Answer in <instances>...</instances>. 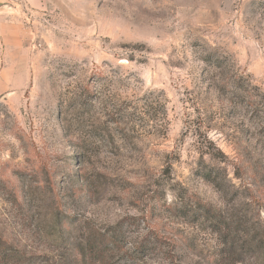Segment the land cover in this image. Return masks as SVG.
<instances>
[{
  "label": "rangeland",
  "instance_id": "1",
  "mask_svg": "<svg viewBox=\"0 0 264 264\" xmlns=\"http://www.w3.org/2000/svg\"><path fill=\"white\" fill-rule=\"evenodd\" d=\"M0 239L264 264V0H0Z\"/></svg>",
  "mask_w": 264,
  "mask_h": 264
},
{
  "label": "trees",
  "instance_id": "2",
  "mask_svg": "<svg viewBox=\"0 0 264 264\" xmlns=\"http://www.w3.org/2000/svg\"><path fill=\"white\" fill-rule=\"evenodd\" d=\"M4 242H5L4 240L0 239V256L5 255V256H7L8 258L11 257V256H15V257H16V255L13 254V253L9 250V248H3ZM97 243H98L100 246L103 244L100 240H98Z\"/></svg>",
  "mask_w": 264,
  "mask_h": 264
}]
</instances>
